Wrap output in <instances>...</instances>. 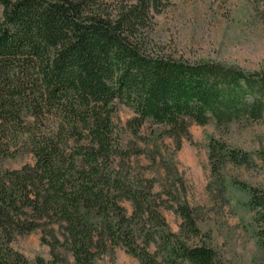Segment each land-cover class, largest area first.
<instances>
[{"label":"trees","instance_id":"trees-1","mask_svg":"<svg viewBox=\"0 0 264 264\" xmlns=\"http://www.w3.org/2000/svg\"><path fill=\"white\" fill-rule=\"evenodd\" d=\"M162 1L0 0V264H54L59 248L75 264H98L118 246L140 264H225L189 204L166 205L153 180L132 172L127 161L142 151L124 147L113 116L117 103L130 107L136 137L150 123L179 150L191 122L222 128L262 119L264 70L149 50L144 31ZM27 152L34 164L2 167ZM145 153L157 161L154 150ZM255 156L264 165V150ZM253 157L209 138L217 178L227 163L251 167ZM235 184L248 194L264 245V185ZM162 208L181 217L179 233ZM36 231L54 262L12 247Z\"/></svg>","mask_w":264,"mask_h":264},{"label":"rangeland","instance_id":"rangeland-1","mask_svg":"<svg viewBox=\"0 0 264 264\" xmlns=\"http://www.w3.org/2000/svg\"><path fill=\"white\" fill-rule=\"evenodd\" d=\"M144 32L153 52L191 62L217 61L248 72L264 70V0H163ZM133 116L130 107L117 103L113 122L122 144L142 151L127 161L132 172L153 180V192L161 194L166 205L175 204V199L189 204L198 216L205 242L225 264H264V245L255 236L254 212L246 206L248 194L235 184L264 185V165L255 156L257 150H264V117L222 128L214 120L204 125L191 122L190 137L184 138L181 148L175 150L173 139H159L153 132L158 127L150 123L142 128L141 137H136L127 126ZM210 137L251 153L255 165L227 163L217 178L208 158ZM150 150L157 155L155 163L145 153ZM34 162L33 154L27 152L2 161V167L16 170ZM122 205L131 214V202L124 201ZM161 212L169 229L179 233L181 217L172 209L162 208ZM12 247L30 261L42 257L54 262L51 248L41 243L40 231L17 237ZM150 250L154 251V247ZM57 252L60 259L54 264H75L68 250L59 248ZM97 263L140 264L122 246L100 256Z\"/></svg>","mask_w":264,"mask_h":264}]
</instances>
